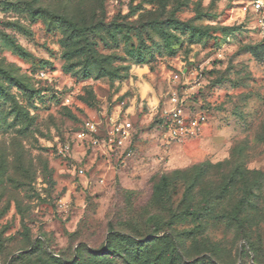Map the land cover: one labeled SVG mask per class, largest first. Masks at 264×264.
<instances>
[{
	"label": "rangeland",
	"instance_id": "rangeland-1",
	"mask_svg": "<svg viewBox=\"0 0 264 264\" xmlns=\"http://www.w3.org/2000/svg\"><path fill=\"white\" fill-rule=\"evenodd\" d=\"M253 1L0 0V264H264Z\"/></svg>",
	"mask_w": 264,
	"mask_h": 264
},
{
	"label": "built area",
	"instance_id": "built-area-1",
	"mask_svg": "<svg viewBox=\"0 0 264 264\" xmlns=\"http://www.w3.org/2000/svg\"><path fill=\"white\" fill-rule=\"evenodd\" d=\"M253 5L255 7L256 11H260L264 14V1L263 0H254ZM261 30H262V39L264 43V21L260 22ZM171 124H169V122ZM200 119H196L191 121L190 123H186L185 118L182 116V108L180 107H175L171 115L169 116V120L165 122V125L167 126V129L169 131V134L171 136H174L173 138H181L185 137L190 133H193L198 125H199ZM87 131L83 130L81 132V136H85L86 133H90L91 136L95 133V127L93 125L87 124L86 126ZM117 132H122L123 131L119 128L117 129ZM93 139V138H92ZM93 143H96V140H93Z\"/></svg>",
	"mask_w": 264,
	"mask_h": 264
},
{
	"label": "trees",
	"instance_id": "trees-1",
	"mask_svg": "<svg viewBox=\"0 0 264 264\" xmlns=\"http://www.w3.org/2000/svg\"><path fill=\"white\" fill-rule=\"evenodd\" d=\"M51 18H59V16H56L55 14H53L52 12H49L48 14ZM61 22L62 23H65L67 24L68 27H70L71 29V32L74 33L76 36H80V35H84L85 34V29L84 28H77L76 24L73 23V22H70L68 21L67 19L65 18H62L61 17ZM194 29H197V31L201 32L200 29L198 28H194ZM17 50H19L21 53H23L22 51V47L17 45L16 46ZM114 236L116 238H120L126 245L127 247L124 248L125 251L130 255V257H132L133 260H136V261H139L144 252L145 251V248H142L143 245L140 244V242H145L146 240H139L131 235H126V234H114ZM154 239H159L158 236L154 237ZM107 251H115V246L113 245H108V248H106ZM112 249V250H110ZM120 253V250H116L114 253ZM94 253H98V252H94ZM202 259L200 258H195L191 261H188V262H183V264H200Z\"/></svg>",
	"mask_w": 264,
	"mask_h": 264
}]
</instances>
